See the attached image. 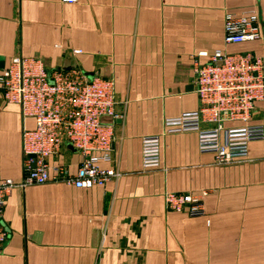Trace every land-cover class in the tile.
I'll return each instance as SVG.
<instances>
[{
	"label": "crops",
	"instance_id": "1",
	"mask_svg": "<svg viewBox=\"0 0 264 264\" xmlns=\"http://www.w3.org/2000/svg\"><path fill=\"white\" fill-rule=\"evenodd\" d=\"M251 9L262 38L226 43L225 15ZM217 49L264 57V0H0V70L16 55L78 66L114 80L121 112L105 118L113 151L100 163L121 175L90 188L14 187L0 264H264V140L247 159L218 164L200 151L197 131L166 132L167 118L199 108L194 59ZM249 122L264 124V100ZM34 127L0 89V178L23 181L22 131ZM154 134L160 167L145 169L143 138ZM83 159L68 147L49 161L74 174ZM169 192H207L205 214L168 208Z\"/></svg>",
	"mask_w": 264,
	"mask_h": 264
},
{
	"label": "built area",
	"instance_id": "2",
	"mask_svg": "<svg viewBox=\"0 0 264 264\" xmlns=\"http://www.w3.org/2000/svg\"><path fill=\"white\" fill-rule=\"evenodd\" d=\"M74 4L78 0H61ZM260 12L251 9L225 15V42L240 44L262 38ZM75 52H81L75 50ZM207 56L202 63L199 58ZM197 110L165 120L166 132L197 131L199 149L215 155L218 164H230L249 157L250 144L264 140V124L250 123L258 101L264 100V57L252 51L213 54L199 52L193 64ZM3 98L16 103L24 117H32L35 127L23 128V181L0 178V250L10 237L4 222L7 198L14 187L51 180L77 188L104 185L121 173L103 168L112 159L114 127L105 118L121 116L112 78L90 74L78 66L53 67L40 57L13 56L0 70ZM68 147L84 159L76 173L66 165H52L50 158ZM161 163V136L143 138V167L157 169ZM54 170V173H52ZM169 192L168 208L191 216L205 214V196Z\"/></svg>",
	"mask_w": 264,
	"mask_h": 264
}]
</instances>
